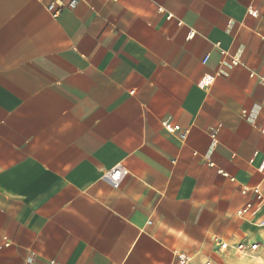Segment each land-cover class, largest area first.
<instances>
[{
  "label": "crops",
  "instance_id": "0c3cea01",
  "mask_svg": "<svg viewBox=\"0 0 264 264\" xmlns=\"http://www.w3.org/2000/svg\"><path fill=\"white\" fill-rule=\"evenodd\" d=\"M68 2L0 0V264H264V0Z\"/></svg>",
  "mask_w": 264,
  "mask_h": 264
},
{
  "label": "built area",
  "instance_id": "2783aa9c",
  "mask_svg": "<svg viewBox=\"0 0 264 264\" xmlns=\"http://www.w3.org/2000/svg\"><path fill=\"white\" fill-rule=\"evenodd\" d=\"M78 0H69L68 2V6L70 8H74L77 4ZM51 12L53 16H56L58 13V10L55 9L54 3H51L48 5L47 7ZM250 12L253 15H257L256 11H253L250 9ZM194 31L192 29H189L188 33H187V37L191 38L194 35ZM209 58V54H205L202 59L201 62L204 64L206 63V61ZM231 64L233 65H237L239 63V59L237 57L232 56L230 59ZM262 82L264 83V79H261ZM175 129H178V125H174ZM216 131H213L211 133V137H215ZM181 136L184 138L186 136V131H181ZM209 165H213V163L209 162ZM221 170H219L220 172ZM128 175V169L122 165V164H116L113 165L112 167L105 169L103 172V179L106 180L112 187L114 188H118L120 186V184L122 183V181L124 180V178ZM255 193H256V197L257 199H261V193L259 191V189L255 188ZM252 203L251 202H247L244 207L239 211V213H243L248 211L251 208ZM258 223L260 225L264 226V215L261 216L258 219ZM10 244V242L8 240L2 241L0 242V250L3 249L4 247L8 246ZM228 243L222 240H219V249L221 251H225L228 248ZM258 248V243L254 242V243H250V244H245V243H237L235 245V249L237 251V253L239 254H245L247 252L249 253H253L257 250ZM188 257L186 255H181L179 256V260L177 262H174L173 264H187L188 262ZM203 264H212L210 261H205Z\"/></svg>",
  "mask_w": 264,
  "mask_h": 264
},
{
  "label": "rangeland",
  "instance_id": "374dc122",
  "mask_svg": "<svg viewBox=\"0 0 264 264\" xmlns=\"http://www.w3.org/2000/svg\"><path fill=\"white\" fill-rule=\"evenodd\" d=\"M245 257V256H244ZM226 258V257H225ZM225 258H220L221 260H224ZM233 259H236V257H234Z\"/></svg>",
  "mask_w": 264,
  "mask_h": 264
}]
</instances>
